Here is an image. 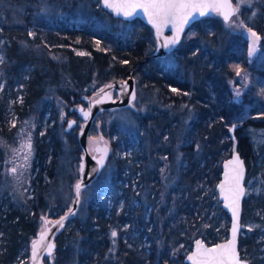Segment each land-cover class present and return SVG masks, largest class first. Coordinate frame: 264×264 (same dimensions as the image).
I'll return each instance as SVG.
<instances>
[{"label": "trees", "instance_id": "trees-1", "mask_svg": "<svg viewBox=\"0 0 264 264\" xmlns=\"http://www.w3.org/2000/svg\"><path fill=\"white\" fill-rule=\"evenodd\" d=\"M66 1L75 5L82 0H51L63 4V9L67 7ZM251 2V7L235 16L244 23L247 13L258 14L253 24L246 27L260 38L258 53L253 58H249V40L243 30L231 34L234 49L231 45L217 53L201 50L202 42L197 38H213L225 22L215 21L212 15L219 13L215 11L191 25L172 52L179 65L168 66L163 63L165 58L152 56L157 41L150 25L141 19L115 18L101 2L93 4L92 12L100 19H109L111 24L107 28H99L91 17L80 25L63 18L53 24L35 21L30 8L23 24L13 23L8 11L0 15V69L5 83L0 93V264H30L32 242L40 232L42 219H54L67 211L62 201L50 207L54 203L52 194L62 183L63 142L59 124L63 116L54 97L68 104L66 116L78 118L73 106L85 103L83 97L91 94L94 86L124 78L133 66L138 86L150 90L165 105L185 104L195 111L196 118L179 147L182 160L178 172L172 179L160 180L157 172L151 177L148 170L152 159L158 163L159 156L169 152L161 150L163 146L171 147L167 141L176 129L174 123H167L163 116L161 121L158 119L162 127L150 121L144 123L143 132L152 138L153 145L146 144L143 136L123 134L113 125L108 134L112 149L107 165L86 189L105 179L107 170L112 168L110 177L89 200L84 218L75 216L67 222L56 240L54 264H182L194 238L202 237L208 244L228 238L231 220L216 190L223 161L234 150L241 153L248 169L246 186L254 168L264 169V148L253 143L248 130L264 129V0ZM55 53L61 55V61L55 60ZM141 60L144 62L139 64ZM192 68L195 84L184 79L186 74L182 72L189 73ZM213 70L215 76L211 75ZM200 73L207 76L206 81ZM244 74L250 83L238 98L228 84ZM9 111L17 115L15 126ZM108 112L111 111L100 113L96 121ZM241 116L247 117L241 120ZM156 120L153 118L157 124ZM235 123L232 139L230 128ZM23 125L33 135L32 155L25 153L24 135L20 132ZM117 134L123 138L121 145L115 139ZM73 137V146L81 156L77 132ZM12 163H23L26 168L18 181L11 179L13 182L4 173ZM69 171L67 176L72 182L78 172L73 166ZM263 204L258 201L253 205L246 194L243 221L253 208L264 212ZM128 228L138 236L126 237ZM113 232L119 236L116 243ZM259 234L248 240L240 238L241 254L250 264L264 261L259 258L264 252V239ZM158 238L165 241L161 246L165 248L160 251ZM145 243L150 244L148 251L139 247ZM179 243L180 250L171 257L168 247ZM70 244L76 250L73 259L69 258ZM115 244L123 253V261H116ZM44 264H52L51 257H45Z\"/></svg>", "mask_w": 264, "mask_h": 264}, {"label": "rangeland", "instance_id": "rangeland-1", "mask_svg": "<svg viewBox=\"0 0 264 264\" xmlns=\"http://www.w3.org/2000/svg\"><path fill=\"white\" fill-rule=\"evenodd\" d=\"M233 1H234L236 8L237 7L239 8L238 13H240L242 9L248 8L244 0H233ZM24 2H25L24 5H19V4H12L8 1H0V15L8 11L10 13L13 23L23 24L26 22L25 21L26 15L28 14V8H30L32 12L34 13L33 19L35 21L44 20L48 24H53L55 23L57 19L63 18L66 21H68L70 24L76 22L77 25H80L81 23H84L88 17H91L95 22H97L99 28H103V27L107 28V27H110V24H111L109 19H100L99 16H97L95 13L92 12L93 4L101 2V0H84V1L82 0V1H78V3H76L75 5L72 4L71 2L69 3L68 1H66L65 6L67 5V7L65 9H63V6H64L63 4L53 3L51 2V0H25ZM253 13L255 14L253 15ZM253 13H247V16L245 17L246 22L243 23V26L239 25V21H243L242 18H237L235 16L231 19L230 22H224L223 21L224 19L221 16V14L219 13L213 14L212 16L215 18V21H218L219 19H221L224 22V24L222 28L213 35V38L212 37L206 38L203 41V39H199L196 37L199 42H202L201 50L203 51L205 49H208V50H212V52L217 53L218 51L221 52L225 46L228 47L231 45H232L231 47L234 49L235 45L230 43V41L232 40L231 34H233L236 30H239V31L243 30L245 37L248 38L249 40V48H248L249 58H253L258 53L259 46H260L259 45L260 40L257 34L255 37L252 36L251 33L254 31L251 30L250 32L249 31L250 28H246L247 26H250L249 24H253V21L258 15L256 12H253ZM5 16L6 14H4V17ZM113 25L118 26V27L120 26L119 23H114ZM198 41L195 40V42H198ZM254 42H255V51L252 52ZM23 46H25V44H23ZM250 52L252 54H250ZM236 55L238 56L239 52H236ZM52 56H54L55 60L61 61V55L59 53L52 54ZM1 58L2 56L0 55V61H1ZM164 58L165 59L163 63L166 66L175 65L177 63L174 53ZM176 65H179V64H176ZM198 66L200 67V70H201L202 68L200 65H195V68L197 69ZM182 67L184 66L182 65ZM192 70L193 68L190 70L189 73H186L185 70L182 72H184V75L186 74V77L184 79H188L191 82L194 81V84H195L196 83L194 80L195 73ZM211 75L213 76L216 75L214 70L211 73ZM199 76L200 78H204L203 80L206 81L205 78L207 76L205 74L200 73ZM216 80L219 83L221 81L220 79H216ZM249 80L250 78L248 77V75L244 74V75L237 76L234 79H231L228 85L233 90V92L237 94L235 96L239 98L241 96V93L247 89L250 83ZM111 83L112 81L109 82L107 85ZM4 86H5V83H4L3 75L0 69V93L3 91ZM93 89L94 91L92 90L93 91L92 93L99 90L100 86L99 85L94 86ZM137 92H138V97L135 102H133L132 104L124 108H117V109L110 110L111 112L104 114L102 118L95 121V124L92 127V129L94 130V133H92V129H91L90 136H89L90 150L93 154L96 153L95 152L96 145L99 143H103V142H106L107 144H109L112 149V139L109 137L108 134L111 133L113 125L118 126L121 130V133L132 135L134 138L141 135L145 138L144 141L146 142V144L153 145L154 141L151 140L152 138L147 137L146 131L143 132V129H144L143 125L145 122L147 123L150 121L151 124L162 127L161 125L162 123H158V119L160 120V116H163L165 117V121L167 123L171 122L172 124L174 123V125L176 126V129L173 128L174 133H171V138L169 139V141H167V143H169L171 147L164 148L163 146L161 152H164L166 149H169L168 150L169 152L167 153L164 152L163 155L159 156L158 163L152 159V161L148 164L149 165L148 170L151 172L150 173L151 177L155 176V172H157L158 176L160 177V180L169 179L170 177L172 179V176H176L178 172V167L182 160V154L181 152H179V147L185 141L183 138L185 137L186 130L190 127L191 122L196 118L195 111L193 110V108L185 104L165 105L150 90L143 89L138 85H137ZM91 94L85 95V97H89ZM54 101L57 102V105H58L57 108H59L60 116H63L59 124L60 125V136L63 142V153H62V164H61L62 172L60 176L62 183L57 189H55V192L52 194L54 195L53 196L54 203L50 204V207L53 208L54 206H56V203L62 201L61 203H64L66 206V210H68L71 207L72 202L74 200L75 184L80 178V161H81V156L76 153V149L73 146L72 140L74 138L73 135L76 134V132L78 134L79 131L82 129L84 125V120L80 118L79 115H78V118L66 116V107L68 106V104L65 102H62L59 98H56V97H54ZM81 106H84L85 108H87L88 107L87 102L81 103V104L78 103L74 105L73 107L78 113V110ZM245 117L241 116V120ZM9 118L12 124H15L17 120V115L13 111H9ZM153 118L155 119L157 118L156 120L157 124L153 122ZM71 119H76L81 124L78 126V129L75 133H72V131L77 126L73 127L69 131L66 130L69 125V121ZM235 121H238V117H235ZM248 130L251 135L253 143L256 146H261L264 148V129L251 128ZM20 132L24 135L25 144L27 143L31 144L30 155H32L33 153L32 132L29 131L28 127H26L25 125L21 126ZM115 139L118 141V143H120V145L121 143H123V140H122L123 138L121 137V134L120 135L117 134ZM159 147L160 146H158L157 148L159 149ZM25 149H26L25 150L26 155H29L28 149L26 147ZM148 151L150 152V149H148ZM20 157H22V159L24 160L25 155L22 154ZM71 166L77 169V172H78V176H76L72 182H70L69 180V175L67 176V174L70 172L69 170L71 169ZM13 168L15 169V172L12 171ZM25 170L26 168L25 166H23V163L22 164L12 163L8 165L7 172L4 171V173L7 176V179L9 178V180L13 182L12 180L18 181V179L22 175H24ZM111 170L112 168H109L107 170V176L100 183H98L97 185L89 189H84L82 191L81 201H80V205H79V208L76 214V218H79V219L84 218V216L86 215L89 200L97 192L98 186L104 182H107V180L110 177L109 174L111 173ZM254 170L252 171V175H250V177L248 178V182H247V196L250 197V200L253 203V205L257 203L258 201L260 202V204L264 203V169H261L259 171L254 168ZM12 197L14 198V200L17 199L15 196H12ZM212 213H214V211L211 209V214ZM51 219L52 218H49V217H44L42 219L40 232L45 229L46 225ZM131 229L132 228H128L126 237L130 238L132 237V235L135 237L138 236L135 232L131 233L130 232ZM197 229H195V231H198L200 228L198 230ZM201 230H203V228H201ZM257 232L260 233L259 234L260 239L261 238L264 239V212L259 207L253 208L248 214V216H246L245 220L243 221V228H242L241 236L245 237L248 240V239L253 238L255 233ZM118 238L119 236L117 237L115 235V241L113 242L116 243ZM197 238H194V241ZM260 239H258V241H260ZM143 241H146V240L144 239ZM157 241H158L157 249H159V251L161 248H165V247H161L165 243L163 239L161 240L160 238H158ZM70 245H71L70 248L72 247V249H69L70 251L69 258L73 259L76 254V250L73 247L74 245L72 244ZM149 245H150L149 243L147 245L145 243L144 245L140 244L139 247L145 248V250L148 251ZM180 247H181L180 243L178 244V246H169L168 254L171 257L175 256L174 255L175 252L177 250H180ZM192 248H193V244H192ZM192 248L186 250L185 255L189 251H191ZM113 254L116 257V261H120V260L123 261L122 259L123 253L119 251L117 244H115ZM119 256H121V258H119ZM50 257L52 259V264H54L55 255L50 256ZM65 257L67 256L65 255ZM259 258H264V252L262 253V255L259 256ZM30 260H31V255H30ZM182 264H186V263L183 262ZM263 264H264V261H263Z\"/></svg>", "mask_w": 264, "mask_h": 264}, {"label": "water", "instance_id": "water-1", "mask_svg": "<svg viewBox=\"0 0 264 264\" xmlns=\"http://www.w3.org/2000/svg\"><path fill=\"white\" fill-rule=\"evenodd\" d=\"M117 3H144L145 0H115ZM197 2H205V3H214L215 0H197ZM102 7L106 9L109 13H111L115 18H120L124 20H133V19H141L148 25H150L154 31V35L157 40V46L155 52L153 53V57L163 58L172 53L174 50L178 48L181 44L184 34L191 27V25L207 16H211L215 10L212 8L206 9V14L204 16H200L199 12H193V16L189 18L188 22L183 25V28L179 33H177V28L174 27L171 23L166 25H161L159 32L157 28L154 27L153 23L150 21L149 14L144 11L142 8H136L132 10L131 16L123 15L121 11L120 15L111 9L105 8L103 6V0H101ZM231 4L233 8H236L234 1L231 0ZM237 14V13H236ZM235 14V15H236ZM231 16V19L235 16ZM223 17V16H222ZM225 21V20H224ZM226 22V21H225ZM229 22V21H227ZM178 42L172 43L174 39L177 38ZM150 56L146 57L149 59ZM144 60H141L139 64L143 63ZM135 67L133 66L127 73L126 78H121L115 80L113 83L109 85H105L100 87V89L93 93L91 97L86 98L88 102V107L85 108L81 106L78 110V115L80 118L84 120V125L82 129L78 133L79 145L82 148V155L80 161V178L75 184L74 190V200L72 202L71 207L61 216L51 219L43 230V236L41 235L42 231L39 232L37 237L32 242L31 248V260L30 264H44L45 257H50L53 255L57 245L56 240L61 232L66 227L67 222L74 218L77 214L80 201H81V193L84 189L90 186L93 182H95L100 175L102 174L105 166L107 165L109 156L111 154V147L106 142L99 143L95 147V152L92 153L89 147V136L93 125L95 124L97 116L107 110H113L117 108H124L132 104L137 100L138 92H137V82L135 79ZM83 109L85 112H88L89 115L87 118L84 117L83 113L80 111ZM78 121L76 119H71L69 121V126L67 127V131L71 130L73 127L77 126ZM237 124H234L230 128V133L232 139H235V129ZM239 157V160L243 162V178L240 180V187L244 189V194L240 196L239 199V218L238 220L233 217L232 211L229 207H226V204L230 202V200H226L225 196H231L230 189L234 186L235 181L233 179L234 169L237 168V165L233 163L236 157ZM248 169L246 165L245 158L241 155L238 150H234L228 158H226L222 163V174L219 182L217 183L216 190L219 196V199L222 203L223 209L230 216V228L228 238L225 240L219 241L215 244H208L202 237L197 238L193 243V248L189 251L185 256L186 264H193V260H190L189 257L193 256L197 259L204 260L205 250L214 249L216 252H219V245L228 244L232 240V226L233 224H237V233H236V250L239 254V259L242 264H250V262L242 257L240 251V238L242 235L243 228V213H244V201L247 194V179ZM80 184V193L77 196L76 193V185ZM221 185L224 186V189H221ZM74 213V214H73ZM66 217V218H65ZM57 221L62 222L61 224L56 223ZM35 243V249L33 247ZM51 244L53 247L49 250L48 245ZM198 244L202 247L198 248ZM199 252V256L197 253Z\"/></svg>", "mask_w": 264, "mask_h": 264}, {"label": "snow or ice", "instance_id": "snow-or-ice-1", "mask_svg": "<svg viewBox=\"0 0 264 264\" xmlns=\"http://www.w3.org/2000/svg\"><path fill=\"white\" fill-rule=\"evenodd\" d=\"M248 7H251V0H244ZM103 6L105 8L111 9L117 13V15L123 12L125 16H131L132 10L136 8H142L145 12L149 14L150 21L153 23L154 27L157 28L159 32L161 25H166L171 23L174 27L177 28V33L182 30L183 25L188 22L189 18L193 16V12L198 11L200 16L206 14V9L212 8L215 11L219 12L223 19L227 22L230 21L231 16L239 12V8H233L231 0H215L214 3H205L197 2V0H145L144 3H117L115 0H103ZM254 15V13H253ZM239 25L243 26V21H239ZM251 32V29H249ZM252 36H256L255 32L251 33ZM258 39V37H257ZM178 42L177 38L172 41V43ZM255 51V42L253 43L252 52ZM250 54H252L250 52ZM78 55H85V53H78ZM237 75H239V68L236 66ZM176 91V89H173ZM84 117L87 118L89 115L88 112H85L83 109L80 110ZM13 126H15L13 124ZM71 126V125H69ZM28 149V153H31V144L27 143L23 145ZM237 165V168L234 169L233 179L235 181L234 186L230 189L231 196H225L226 200H230L226 207H229L232 211L234 218L238 220L239 218V199L240 196L244 194V189L240 187V180L243 178V162L239 160L237 156L233 161ZM15 172V169H12ZM221 189H224V186H220ZM81 185H76V193L79 196ZM74 214V213H73ZM66 218V217H65ZM47 223V221H46ZM56 223L61 224V221ZM237 224L232 226V240L228 244L219 245V252H216L214 249L205 250L206 258L204 260L197 259L196 257L190 256L189 259L193 260V264H242L239 259V254L236 250V233H237ZM43 231L41 235L43 236ZM113 236L116 235L115 232L112 233ZM35 249V243L33 245ZM53 245L49 244L48 248L51 250ZM202 247L198 244V248ZM199 256V252L197 253Z\"/></svg>", "mask_w": 264, "mask_h": 264}, {"label": "flooded vegetation", "instance_id": "flooded-vegetation-1", "mask_svg": "<svg viewBox=\"0 0 264 264\" xmlns=\"http://www.w3.org/2000/svg\"><path fill=\"white\" fill-rule=\"evenodd\" d=\"M221 16H222V15H221ZM229 22H230V21H229ZM174 51H175V50H174ZM170 54H171V53H170ZM167 56H168V55H167ZM163 58H164V57H163ZM127 73H128V72H127ZM126 76H127V74H126ZM126 76H125L124 78H126ZM97 91H98V90H97ZM97 91H96V92H97ZM94 93H95V92H94ZM92 94H93V93H92ZM92 94H91V95H92ZM91 95H90L89 97H91ZM89 97H85V96H84V97H83V98H84V101L87 102V101H86V98H89ZM87 106H88V102H87ZM239 122H240L239 125H241V121H239ZM78 124L81 125L80 123H78ZM235 124H236V123H235ZM236 127H237V126H236ZM242 257H243V255H242ZM243 258L246 259L245 257H243ZM246 260H247V259H246ZM248 261H249V260H248Z\"/></svg>", "mask_w": 264, "mask_h": 264}]
</instances>
